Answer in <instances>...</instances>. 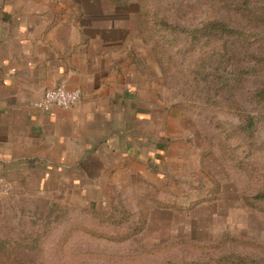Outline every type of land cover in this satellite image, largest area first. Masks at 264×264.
<instances>
[{"label": "rangeland", "instance_id": "1", "mask_svg": "<svg viewBox=\"0 0 264 264\" xmlns=\"http://www.w3.org/2000/svg\"><path fill=\"white\" fill-rule=\"evenodd\" d=\"M130 2L164 153L92 196L0 176V264H264V0Z\"/></svg>", "mask_w": 264, "mask_h": 264}, {"label": "crops", "instance_id": "2", "mask_svg": "<svg viewBox=\"0 0 264 264\" xmlns=\"http://www.w3.org/2000/svg\"><path fill=\"white\" fill-rule=\"evenodd\" d=\"M3 1L1 179L39 182L40 190L61 181L70 196L84 197L106 189L122 165L124 173H136L139 161L152 166L166 147L153 139V75L139 64L140 58L147 65L150 48L139 38L137 12L129 10L134 3ZM61 84L82 91L77 106L33 107Z\"/></svg>", "mask_w": 264, "mask_h": 264}, {"label": "built area", "instance_id": "3", "mask_svg": "<svg viewBox=\"0 0 264 264\" xmlns=\"http://www.w3.org/2000/svg\"><path fill=\"white\" fill-rule=\"evenodd\" d=\"M81 99V90H69L64 84H61L55 88L47 89L44 92L43 98L32 105L44 111L54 108L69 110L77 106Z\"/></svg>", "mask_w": 264, "mask_h": 264}, {"label": "trees", "instance_id": "4", "mask_svg": "<svg viewBox=\"0 0 264 264\" xmlns=\"http://www.w3.org/2000/svg\"><path fill=\"white\" fill-rule=\"evenodd\" d=\"M111 1H115V2H122V0H111ZM141 1H143V0H141ZM144 3V2H143ZM144 4H147V3H144ZM148 14V11L147 10H145V9H141V15H143L144 17L146 16ZM155 16H157V14H155ZM142 20H143V17H142ZM162 21V20H161ZM166 25H168V24H166ZM156 26H157V23H156ZM167 31V30H166ZM104 215H108V213H106V214H104ZM145 224L143 223L140 227H136V228H134L135 230H137V229H141V230H143L144 228H145ZM133 228V227H132Z\"/></svg>", "mask_w": 264, "mask_h": 264}]
</instances>
